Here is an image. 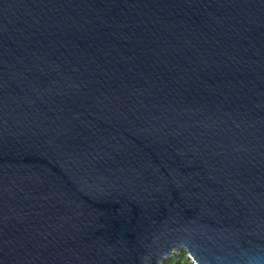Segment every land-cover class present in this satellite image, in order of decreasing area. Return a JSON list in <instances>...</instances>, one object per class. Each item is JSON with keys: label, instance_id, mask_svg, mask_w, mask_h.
I'll return each mask as SVG.
<instances>
[{"label": "water", "instance_id": "95a60500", "mask_svg": "<svg viewBox=\"0 0 264 264\" xmlns=\"http://www.w3.org/2000/svg\"><path fill=\"white\" fill-rule=\"evenodd\" d=\"M264 264V0H0V264Z\"/></svg>", "mask_w": 264, "mask_h": 264}, {"label": "rangeland", "instance_id": "374dc122", "mask_svg": "<svg viewBox=\"0 0 264 264\" xmlns=\"http://www.w3.org/2000/svg\"><path fill=\"white\" fill-rule=\"evenodd\" d=\"M176 258H182L184 260V264H193L190 258H186V251L182 248L165 257L162 260V264H172Z\"/></svg>", "mask_w": 264, "mask_h": 264}, {"label": "built area", "instance_id": "2783aa9c", "mask_svg": "<svg viewBox=\"0 0 264 264\" xmlns=\"http://www.w3.org/2000/svg\"><path fill=\"white\" fill-rule=\"evenodd\" d=\"M187 257H188V255L186 253V258ZM172 264H184V260L182 258H176Z\"/></svg>", "mask_w": 264, "mask_h": 264}]
</instances>
